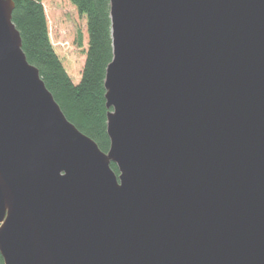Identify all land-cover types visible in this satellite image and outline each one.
<instances>
[{"label":"water","instance_id":"95a60500","mask_svg":"<svg viewBox=\"0 0 264 264\" xmlns=\"http://www.w3.org/2000/svg\"><path fill=\"white\" fill-rule=\"evenodd\" d=\"M14 8L0 264H264V0H110L108 152L27 60Z\"/></svg>","mask_w":264,"mask_h":264},{"label":"trees","instance_id":"16d2710c","mask_svg":"<svg viewBox=\"0 0 264 264\" xmlns=\"http://www.w3.org/2000/svg\"><path fill=\"white\" fill-rule=\"evenodd\" d=\"M13 22L21 34L30 64L38 68L67 119L108 152L105 79L113 60L110 0H68L86 21V37L78 34L85 60L78 80L70 76L50 38L46 0H13ZM112 169L118 173L117 166Z\"/></svg>","mask_w":264,"mask_h":264},{"label":"rangeland","instance_id":"374dc122","mask_svg":"<svg viewBox=\"0 0 264 264\" xmlns=\"http://www.w3.org/2000/svg\"><path fill=\"white\" fill-rule=\"evenodd\" d=\"M52 44L70 76L78 80L85 60L78 34L86 37V21L68 0L44 1Z\"/></svg>","mask_w":264,"mask_h":264}]
</instances>
